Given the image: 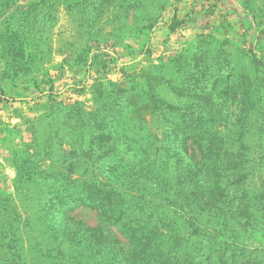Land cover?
Masks as SVG:
<instances>
[{"label": "rangeland", "instance_id": "obj_1", "mask_svg": "<svg viewBox=\"0 0 264 264\" xmlns=\"http://www.w3.org/2000/svg\"><path fill=\"white\" fill-rule=\"evenodd\" d=\"M36 1L0 6V24L25 32L18 38L1 26L0 197H14L19 205L14 183L31 180L35 165L47 169L50 157L54 163L64 159L59 145L69 147L59 137L61 108L66 112L75 103L93 112L118 102V116L144 122L140 134L160 137L172 129L178 137L197 138L186 153L174 141V157L163 159L175 180L186 184L183 205L194 198L190 189L202 190L216 230L209 234L234 244L227 256L244 246L259 251L248 252L249 259L263 262L253 256L264 254V0ZM16 2L21 19L14 20L21 27L3 17ZM168 59L173 62L157 68ZM152 88L163 101L179 104L169 128ZM86 125L74 123L83 149L94 135ZM198 145L211 147L205 162L190 156ZM28 187L36 196L35 186ZM75 206H66L70 216L97 224V211ZM179 208L171 201L167 216ZM71 247L78 252V243Z\"/></svg>", "mask_w": 264, "mask_h": 264}, {"label": "trees", "instance_id": "obj_2", "mask_svg": "<svg viewBox=\"0 0 264 264\" xmlns=\"http://www.w3.org/2000/svg\"><path fill=\"white\" fill-rule=\"evenodd\" d=\"M8 1L0 0V6L13 5L15 0ZM15 4L12 10L6 7L3 17L21 27L15 24V20L21 19V7ZM25 13L27 19L32 20V13L29 10ZM4 23L0 24V34L7 26ZM168 27L171 29V24ZM6 28L9 35L18 38L25 33L19 28ZM1 38L8 39L7 36ZM172 62L173 59H168L157 68ZM150 91L155 95L154 102L161 106L159 114L163 126L171 127V114L178 110V102L163 101L154 88ZM117 104L100 105L93 112H85L75 103L67 113L65 107L61 108L64 127L59 128V137L69 147V151H65L59 145L64 159L54 163L50 157L47 169L35 165L31 180L19 178L14 183L19 205L14 197H0V264H238L239 261L264 264V261L256 262L247 257L248 252L253 255L258 250L251 253L244 246L227 256V247L234 244H223L221 236L209 234L215 229L207 218L202 190L190 189L194 198L183 205L182 192L186 184L175 180L172 165L168 159H163L174 157L170 153L176 146L174 141L177 140L186 153L197 138L178 137L172 129L160 137L148 131L146 136L140 134V126L145 128L144 122L118 116L122 111L117 110ZM140 105L144 107L145 102L141 100ZM74 123H88V129L94 131L91 145L86 149L82 148ZM134 126L138 128L136 131L131 130ZM190 156L198 158L199 163L205 162L211 156V147L198 145ZM196 166L199 170L200 165ZM73 176L78 180H69ZM30 185L35 186L37 192L34 197L29 194ZM171 201L178 203L180 211L167 216ZM70 203L97 211V224L89 227L84 220L70 216L66 208ZM66 230L69 235L64 238ZM23 238H26V246ZM77 243L78 252L74 253L71 244ZM30 256L38 260L29 261ZM70 256L76 262L71 261ZM256 257L264 260V254L253 256Z\"/></svg>", "mask_w": 264, "mask_h": 264}]
</instances>
